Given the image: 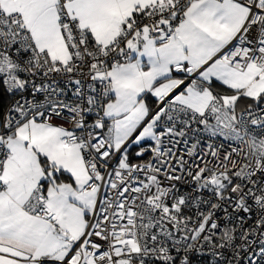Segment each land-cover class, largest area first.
I'll return each mask as SVG.
<instances>
[{"label":"snow or ice","instance_id":"6c2138e0","mask_svg":"<svg viewBox=\"0 0 264 264\" xmlns=\"http://www.w3.org/2000/svg\"><path fill=\"white\" fill-rule=\"evenodd\" d=\"M0 264H264V0H0Z\"/></svg>","mask_w":264,"mask_h":264}]
</instances>
